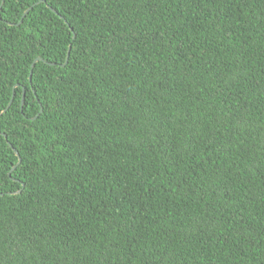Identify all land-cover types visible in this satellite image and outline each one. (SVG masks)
<instances>
[{"label": "trees", "instance_id": "1", "mask_svg": "<svg viewBox=\"0 0 264 264\" xmlns=\"http://www.w3.org/2000/svg\"><path fill=\"white\" fill-rule=\"evenodd\" d=\"M0 113V264H264V0H0Z\"/></svg>", "mask_w": 264, "mask_h": 264}, {"label": "water", "instance_id": "2", "mask_svg": "<svg viewBox=\"0 0 264 264\" xmlns=\"http://www.w3.org/2000/svg\"><path fill=\"white\" fill-rule=\"evenodd\" d=\"M40 1H43V0H40ZM31 8H29V9H27L24 13H23V17L29 12V10H30ZM21 21H22V19H21ZM20 21V22H21ZM10 24H12V23H10ZM74 37H75V35H74ZM70 48H71V45L69 46V49H68V52H67V58H66V62H67V60H68V57H69V54H70ZM38 60H40V57H37L33 62H32V64H31V71H30V75H29V81H30V84H32V73H33V67L35 66V63L38 61ZM65 62V63H66ZM65 65V64H64ZM14 96H15V92L13 91V94H12V96H11V98H10V101H9V103H8V105H7V107L1 112V113H3V112H5L8 108H9V106L12 104V102H13V100H14ZM23 105H24V92H23V96H22V99H21V111H23ZM40 111H42V108H41V110ZM0 113V114H1ZM1 133V132H0ZM4 137H6L7 138V136L4 134V133H1ZM10 143V142H9ZM10 145H12V144H10ZM12 148L14 149V147L12 146ZM15 150V149H14ZM15 152H16V154H17V156H18V162L16 163V165H14L13 167H12V169H11V171L12 170H14L15 169V167L16 166H18L19 164H20V162H21V157H20V155H19V153L15 150ZM11 174V173H10Z\"/></svg>", "mask_w": 264, "mask_h": 264}, {"label": "clouds", "instance_id": "3", "mask_svg": "<svg viewBox=\"0 0 264 264\" xmlns=\"http://www.w3.org/2000/svg\"><path fill=\"white\" fill-rule=\"evenodd\" d=\"M35 59H36V58H35ZM35 59H34V60H35ZM40 59H42V58L40 57ZM24 91H25V90H24Z\"/></svg>", "mask_w": 264, "mask_h": 264}]
</instances>
